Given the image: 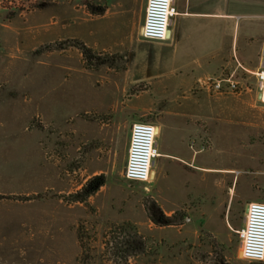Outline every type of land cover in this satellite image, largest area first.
I'll list each match as a JSON object with an SVG mask.
<instances>
[{
  "label": "rangeland",
  "instance_id": "rangeland-1",
  "mask_svg": "<svg viewBox=\"0 0 264 264\" xmlns=\"http://www.w3.org/2000/svg\"><path fill=\"white\" fill-rule=\"evenodd\" d=\"M97 1L108 9L115 2ZM83 6L84 0L62 1L10 20L0 4V264H208L215 256L234 264H250L238 256L240 239L235 231L248 204L264 202V106L258 98L257 73L237 68L216 78L223 80L221 90L213 80L210 89L194 87L177 94L186 101L177 109L159 103L171 94L160 93L154 81V91L145 81L132 85L126 104L148 109L137 111V121L164 123L172 115L187 119L193 133L206 137L200 144L206 150L212 146L217 168L216 197L209 206L199 207L205 212L190 214L181 209L176 212H183L184 219L178 216L170 225L164 221L155 224L150 216L155 214L154 204L164 216L176 212H164L144 184L122 176L126 161L120 162L119 150L126 136L129 141L131 129L126 131L129 121H134L127 108L119 109L123 131L113 149L109 172H105L108 144L97 158L93 152H77L71 161L64 152L65 67L79 60L81 52L74 47L78 40L70 38L79 35V23L74 19L80 17L76 10ZM136 14L138 24L143 25L138 1L133 9ZM132 27L128 23L119 29L136 51L158 49L133 35ZM261 62L262 55L254 51L245 60L251 69ZM84 67L88 68L86 63ZM49 116L59 125H53ZM229 121L234 123L231 154L225 148ZM163 139L164 132L157 142ZM92 162L96 164L90 165ZM98 176L105 186L86 202H74L71 196ZM235 184L237 197L231 202L229 216L222 197ZM171 197L157 199L169 209ZM191 215L197 216L196 222L188 221ZM229 220L232 228L227 227ZM130 228L145 238L144 253L119 263L117 256L127 249L118 253L110 243Z\"/></svg>",
  "mask_w": 264,
  "mask_h": 264
},
{
  "label": "crops",
  "instance_id": "crops-1",
  "mask_svg": "<svg viewBox=\"0 0 264 264\" xmlns=\"http://www.w3.org/2000/svg\"><path fill=\"white\" fill-rule=\"evenodd\" d=\"M136 1L139 2V17L142 19L144 16L145 19L147 0H115L105 15L99 17L92 16L85 6L76 10L80 14L74 19L79 23V35L70 39L81 41L96 52L100 60L96 63V70H90L84 67L80 53L77 63L74 61L65 67L63 87L67 113L62 123L64 152L71 161L77 152L86 155L93 152L97 158L108 144L105 172H109L113 149L123 131L119 109L127 108L134 121H129L126 133L137 122L155 124L157 137L164 132L161 143L156 138L158 157L153 163L152 179L145 184L151 197L166 213L181 209L190 214L205 212L199 207L209 206L217 190L213 148L210 146L206 150L205 145L200 144L206 141V137L193 133L191 123L178 115L158 124L147 119L137 121V111L147 112L148 109L134 104L128 106L126 94L136 82L145 81L152 90L157 83L160 93L171 94L159 103L177 109L185 106L186 102L177 94L191 92L194 87L210 89L212 81L226 72L237 68L260 72L264 65V0H173L176 13L171 18L169 35L164 41L143 37V25L138 24L137 14L133 15ZM109 20L111 24L106 23ZM128 23L133 24V35H139L158 49L150 53L136 51L131 43H127L128 36L119 29ZM114 27L118 29L115 32L112 30ZM253 51L262 55L261 66L255 69L245 64L248 54ZM49 119L53 125L58 124L55 117L49 116ZM233 124L232 121L227 122L225 129V148L229 154L233 149ZM129 143L126 136L119 150L120 162L127 163ZM95 164L92 162L90 165ZM125 169L121 172L123 178ZM166 189L169 193L164 192ZM236 189L235 184L233 189H229L231 193L222 197L229 216L231 202L237 197ZM167 196L173 198L169 209L157 199ZM191 218V223L196 222V215H191ZM236 225L241 229L244 219ZM227 227L232 228L230 220ZM208 264L234 263L215 256Z\"/></svg>",
  "mask_w": 264,
  "mask_h": 264
},
{
  "label": "built area",
  "instance_id": "built-area-1",
  "mask_svg": "<svg viewBox=\"0 0 264 264\" xmlns=\"http://www.w3.org/2000/svg\"><path fill=\"white\" fill-rule=\"evenodd\" d=\"M175 13L173 0H147L143 37L153 41L166 40L171 18ZM257 77L260 80V102L264 104V65ZM222 84L223 80H220L214 86L221 90ZM157 135L158 128L155 124L137 122L132 125L124 174L129 182L145 185L151 181L153 163L158 157ZM145 189L149 192L148 187ZM235 233L240 239L242 260L255 264L264 263V202L249 203L244 226Z\"/></svg>",
  "mask_w": 264,
  "mask_h": 264
},
{
  "label": "trees",
  "instance_id": "trees-1",
  "mask_svg": "<svg viewBox=\"0 0 264 264\" xmlns=\"http://www.w3.org/2000/svg\"><path fill=\"white\" fill-rule=\"evenodd\" d=\"M62 1L68 0H0V4L4 10H7L9 12L8 19L11 20L18 15L41 11L53 4H57ZM84 2L85 7L94 17L103 16L108 11V6L100 4V2L97 0H84ZM74 43V47L77 48L83 55L87 67L93 68L94 66H96V63H98L100 60V58H97L96 52L87 48L81 41H75ZM104 186L105 183L102 176L94 177L89 182H87V184L82 188L81 191L77 192L71 197L74 202H86V200L94 196ZM153 208L155 214H157V217L154 213H151L150 216L151 221L155 224H161L162 221H164L166 225H170V223L178 216L181 219H184L185 217L184 213L181 211L176 212L171 217H167L164 216L160 207L156 204H154ZM128 231L133 232L127 233ZM145 246V238L138 234V232L134 228H130L129 230H123L121 233L117 234V236L114 237L110 243V248L114 249V251L118 253H122L121 250L123 248L127 249L126 253H124L123 251L124 255L121 254L117 256L120 261L119 263H128L130 258L139 255L138 252L144 253ZM130 250H132V253L130 252Z\"/></svg>",
  "mask_w": 264,
  "mask_h": 264
},
{
  "label": "water",
  "instance_id": "water-1",
  "mask_svg": "<svg viewBox=\"0 0 264 264\" xmlns=\"http://www.w3.org/2000/svg\"><path fill=\"white\" fill-rule=\"evenodd\" d=\"M141 33H143V31H141ZM264 55V54H263ZM258 98H259V100H260V98H261V95H260V93H259V95H258ZM241 252L239 253V256L241 257Z\"/></svg>",
  "mask_w": 264,
  "mask_h": 264
},
{
  "label": "flooded vegetation",
  "instance_id": "flooded-vegetation-1",
  "mask_svg": "<svg viewBox=\"0 0 264 264\" xmlns=\"http://www.w3.org/2000/svg\"><path fill=\"white\" fill-rule=\"evenodd\" d=\"M249 205V204H248ZM248 207V206H247ZM246 211H247V209H246Z\"/></svg>",
  "mask_w": 264,
  "mask_h": 264
}]
</instances>
